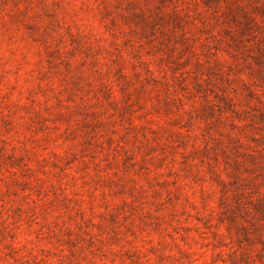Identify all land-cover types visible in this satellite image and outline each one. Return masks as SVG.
<instances>
[{
	"label": "rangeland",
	"instance_id": "obj_1",
	"mask_svg": "<svg viewBox=\"0 0 264 264\" xmlns=\"http://www.w3.org/2000/svg\"><path fill=\"white\" fill-rule=\"evenodd\" d=\"M0 264H264V0H0Z\"/></svg>",
	"mask_w": 264,
	"mask_h": 264
}]
</instances>
